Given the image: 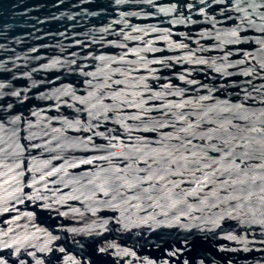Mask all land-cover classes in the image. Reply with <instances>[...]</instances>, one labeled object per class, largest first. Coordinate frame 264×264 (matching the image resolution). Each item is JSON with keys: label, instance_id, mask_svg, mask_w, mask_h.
I'll list each match as a JSON object with an SVG mask.
<instances>
[{"label": "water", "instance_id": "95a60500", "mask_svg": "<svg viewBox=\"0 0 264 264\" xmlns=\"http://www.w3.org/2000/svg\"><path fill=\"white\" fill-rule=\"evenodd\" d=\"M192 264H264V0H222L212 146Z\"/></svg>", "mask_w": 264, "mask_h": 264}]
</instances>
